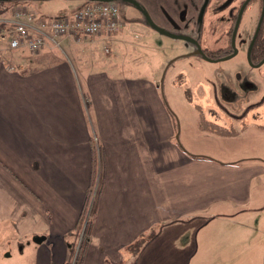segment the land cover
I'll use <instances>...</instances> for the list:
<instances>
[{
	"label": "crops",
	"instance_id": "1",
	"mask_svg": "<svg viewBox=\"0 0 264 264\" xmlns=\"http://www.w3.org/2000/svg\"><path fill=\"white\" fill-rule=\"evenodd\" d=\"M9 36L0 40V264L72 263L94 162L82 264L237 262V213L264 206V160L192 150L193 118L222 131L220 116L184 113L179 138L157 82L90 64L92 46L73 37L31 51L9 48Z\"/></svg>",
	"mask_w": 264,
	"mask_h": 264
},
{
	"label": "rangeland",
	"instance_id": "2",
	"mask_svg": "<svg viewBox=\"0 0 264 264\" xmlns=\"http://www.w3.org/2000/svg\"><path fill=\"white\" fill-rule=\"evenodd\" d=\"M84 1L90 0H13L9 6H6L7 10L0 12L3 13L0 14V19L10 16L13 8L20 4L29 6L39 16L52 17L70 13L80 8ZM141 1L145 3V0ZM147 1L150 3L154 0ZM146 6L149 12L152 14L155 12L153 3L148 6L146 2ZM120 15L125 23L116 35L73 37L92 46L89 50L83 51L84 55H88L86 58L90 64L98 60V66H107L111 73L121 72L130 79L139 77L140 83L146 81L147 86L148 81L157 82L165 104L169 105L177 115L179 138L182 127L185 128V122L181 123L184 113L192 112L199 115L204 112L218 119L220 116L219 120L225 127L222 131L208 125L209 123L203 121L200 115L193 118L194 122L191 121L193 126H190L191 144L188 142L192 150L206 149L207 154L210 153L214 157H224L234 153L242 155L241 157H256L264 160V102L251 104L264 96V66L259 70L253 69L245 56L240 55L217 62L180 56L167 67L174 56L191 51L195 44L182 37L160 34L147 22L139 21L141 11L131 3L120 6ZM112 37L115 38L112 40ZM223 42L216 39L202 41L203 46L210 49L221 47ZM86 58L83 63L86 62ZM217 63L224 67V71L220 69L217 71ZM213 79H216L218 85L220 84L225 100H234L232 111L236 113L237 119H230V116H226L217 105H204L201 100L198 101L199 95L207 98L210 92L207 89L203 93H196L198 91L195 87L196 83L208 80L211 85ZM187 87H190V93L194 94L192 101L191 95L188 96L185 90ZM145 96L151 95L147 92ZM183 144L186 147V144ZM226 148L229 149L227 152H225ZM221 150L224 152L222 153ZM80 240L81 238L79 242ZM177 263V259L169 258L162 264ZM187 264H205V261L199 260V257H192ZM207 264H264V206L237 213V262L211 261Z\"/></svg>",
	"mask_w": 264,
	"mask_h": 264
},
{
	"label": "flooded vegetation",
	"instance_id": "3",
	"mask_svg": "<svg viewBox=\"0 0 264 264\" xmlns=\"http://www.w3.org/2000/svg\"><path fill=\"white\" fill-rule=\"evenodd\" d=\"M12 1L0 0V6H9ZM115 1L121 7L125 3L137 6L133 0ZM137 1L149 13L157 27L151 25L143 10H140L139 21L147 22L160 34L169 37H182L195 44L191 51L174 56L167 67L180 56L217 62L240 55L245 56L249 66L253 69L259 70L264 66V0H154L150 1L155 9L153 14L148 11L146 6V2L149 6V1L145 0V3L141 0ZM213 39L224 42L221 47L216 49L203 46V40ZM216 68L217 71L219 69L224 71V67L219 66V63ZM227 75L230 77L229 73ZM211 82V85L208 80L196 83L195 87L198 90L196 93H203L207 89L210 92L207 98L199 95L198 101L203 99L208 104L219 106L224 114L237 117L236 113L232 111L234 100H225L220 84L218 85L216 79ZM185 90L188 96L191 95L192 101L194 94L190 93V87ZM259 102H264V96L251 104Z\"/></svg>",
	"mask_w": 264,
	"mask_h": 264
},
{
	"label": "built area",
	"instance_id": "4",
	"mask_svg": "<svg viewBox=\"0 0 264 264\" xmlns=\"http://www.w3.org/2000/svg\"><path fill=\"white\" fill-rule=\"evenodd\" d=\"M124 22L120 5L115 0L88 1L70 13L52 17L39 16L27 5L20 4L13 8L11 17L0 19V23L11 26H0V40L10 34L9 48L26 47L38 51L49 44L60 46L63 37L99 34L110 37L120 30ZM75 261L76 255L71 264Z\"/></svg>",
	"mask_w": 264,
	"mask_h": 264
},
{
	"label": "trees",
	"instance_id": "5",
	"mask_svg": "<svg viewBox=\"0 0 264 264\" xmlns=\"http://www.w3.org/2000/svg\"><path fill=\"white\" fill-rule=\"evenodd\" d=\"M4 9L7 10V7L0 6V12H2ZM0 25L5 26L6 23H1ZM96 167H97V162H94L91 183L87 190L86 200L81 212V217H84L83 220H86L85 228L82 230L81 226H79V228L77 229V232L82 230V233L80 236L81 240L79 242L78 249L76 251L75 264H82L83 262L84 250L88 244V239L95 219V205H96V200L99 193V185H100V178L99 177L97 178L98 171Z\"/></svg>",
	"mask_w": 264,
	"mask_h": 264
},
{
	"label": "water",
	"instance_id": "6",
	"mask_svg": "<svg viewBox=\"0 0 264 264\" xmlns=\"http://www.w3.org/2000/svg\"><path fill=\"white\" fill-rule=\"evenodd\" d=\"M133 1L135 2V4L137 5V7H138L140 10H143V11H144V13H145V15L147 16L148 20L150 21L151 25H152L153 27H157V26L154 24L153 20L151 19L149 13H148L146 10L143 9V7L141 6V4H139V2H138L137 0H133ZM44 238H45V236H36V237H34V240L37 241V242H40V241H42Z\"/></svg>",
	"mask_w": 264,
	"mask_h": 264
}]
</instances>
